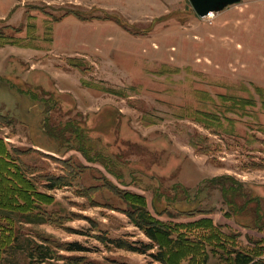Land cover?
<instances>
[{"label":"rangeland","instance_id":"obj_1","mask_svg":"<svg viewBox=\"0 0 264 264\" xmlns=\"http://www.w3.org/2000/svg\"><path fill=\"white\" fill-rule=\"evenodd\" d=\"M0 137L47 195L0 205V264L190 256L162 236L156 260L136 206L209 236L193 264H230L233 247L264 259V0L204 17L190 0H0Z\"/></svg>","mask_w":264,"mask_h":264},{"label":"trees","instance_id":"obj_2","mask_svg":"<svg viewBox=\"0 0 264 264\" xmlns=\"http://www.w3.org/2000/svg\"><path fill=\"white\" fill-rule=\"evenodd\" d=\"M19 152L21 153L18 147L11 148L3 139H0V180L8 182V185H6V192L3 194L4 196H1L0 198V205H2L3 208L8 209L10 212L15 210L28 212L31 208H36L38 203H45L47 200V195L40 192L37 188V178L35 177L34 170H32L29 166L21 165L20 159L17 156ZM48 182L49 183L46 185L47 188L51 189L56 187L53 183H51V181ZM63 185H66V183H63ZM7 195L8 197H6ZM136 210V213H130V217L134 220L135 224L152 240V242L159 243L161 245L160 251L157 253H151L156 260L163 263H169L170 261L171 256H169L168 250L166 249L167 244H161L160 237L162 236L165 237L166 243L173 245V247H171V251L177 253L179 250L182 252H187L188 250L190 254V256L185 258L180 255L182 261H178V259H176L171 261L172 263L170 262L169 264H189L186 262H192L193 264L196 259L200 258L204 254L205 259L208 258V254L206 255L203 249V247H205L204 244L209 241V236L206 233L201 234L200 238L194 240H192L191 237L184 238V236L179 232L175 236V232L171 229L165 228L164 225L150 215L147 207L136 206ZM10 214L11 213L8 212V218L12 217ZM27 218L29 222L35 220L34 217L31 218L28 216ZM37 221L46 222V219L40 218ZM210 228H212V226ZM6 235H8L6 238L11 237V234L9 235V233ZM7 243L8 240L6 239V244ZM113 243H115L118 247L143 254L148 253L154 247V243L144 242H141L142 245L138 247L134 245V243L124 239H114ZM68 246L69 250H83V247L77 242L70 243ZM229 254V258L231 259L230 264H264V259L257 257L258 255L251 251H245L243 249L240 250L233 247L231 251H229ZM35 255L41 261L53 258L50 247L45 245H37V247L32 250V257Z\"/></svg>","mask_w":264,"mask_h":264},{"label":"water","instance_id":"obj_3","mask_svg":"<svg viewBox=\"0 0 264 264\" xmlns=\"http://www.w3.org/2000/svg\"><path fill=\"white\" fill-rule=\"evenodd\" d=\"M242 0H190L196 13L201 16H207L224 10L227 6L236 4Z\"/></svg>","mask_w":264,"mask_h":264},{"label":"crops","instance_id":"obj_4","mask_svg":"<svg viewBox=\"0 0 264 264\" xmlns=\"http://www.w3.org/2000/svg\"><path fill=\"white\" fill-rule=\"evenodd\" d=\"M0 139H3L8 144V146H10L9 143L4 138L0 137Z\"/></svg>","mask_w":264,"mask_h":264},{"label":"bare ground","instance_id":"obj_5","mask_svg":"<svg viewBox=\"0 0 264 264\" xmlns=\"http://www.w3.org/2000/svg\"><path fill=\"white\" fill-rule=\"evenodd\" d=\"M209 15H210V16H212V15H213V13H210Z\"/></svg>","mask_w":264,"mask_h":264}]
</instances>
